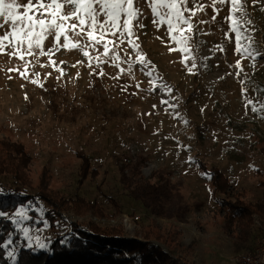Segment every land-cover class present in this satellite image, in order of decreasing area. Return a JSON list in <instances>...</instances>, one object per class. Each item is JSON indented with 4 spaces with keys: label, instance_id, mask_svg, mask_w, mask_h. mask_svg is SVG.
Masks as SVG:
<instances>
[{
    "label": "rangeland",
    "instance_id": "rangeland-1",
    "mask_svg": "<svg viewBox=\"0 0 264 264\" xmlns=\"http://www.w3.org/2000/svg\"><path fill=\"white\" fill-rule=\"evenodd\" d=\"M140 6L145 27L137 31L138 42L155 68L154 75L172 88L171 95L139 66L134 69L135 79L120 74L119 68L111 64L101 65L106 74L100 76L97 73L101 68H89L87 59L75 50L57 52L53 56L55 70L47 57H41L39 63L29 57L27 80L19 72L7 71H24L23 62L0 55V138L18 140L30 151L34 185L44 171L42 180L66 198L83 197L94 204L88 214L61 209L60 218L50 221L45 217L47 205L35 197V190L25 188L32 200L18 207L10 220L27 248L46 249L57 235L71 229V222L122 225L128 238L140 237L142 227L150 223L178 242L176 246L174 240H168L167 245L153 240L164 250L170 247L167 251L171 259L181 262V257H187L194 264H237L238 254L248 248L236 250L234 235L224 224L223 210L211 198L208 179L197 165L202 161L208 167H218L232 192L242 193L250 202L260 200L263 189L258 181L264 176V58L257 59L253 67L251 60L235 53L234 35L231 42L225 38L229 25L223 18L230 7L226 5L215 23L200 25L207 34L197 35L202 43L194 55L198 65L206 63L207 67L189 73L181 63L182 54L169 52L166 26L157 30L144 0ZM261 8L264 0H247L255 45L264 51ZM213 14L208 7L193 19L210 20ZM218 44H223V52L214 50ZM121 48L122 58L126 59L125 52L135 58L129 46ZM81 60L84 63L78 64ZM238 60L243 69L239 77L235 68ZM116 76L119 79H113ZM31 79H38V83H31ZM242 88L246 89L243 94ZM162 99L177 107L162 105ZM253 104L258 111L252 110ZM85 157L88 171L93 170L94 175L80 179L79 168L85 165ZM127 179L133 184L141 179L159 180L176 192L171 200L153 204L156 212H149L140 200L128 194ZM1 180L12 184L9 178ZM20 208L26 210L28 219L16 217ZM253 216L261 224L253 236L264 233V219L258 214ZM22 228L29 229V238H25ZM9 253L10 263L14 264L15 254ZM124 255L132 264H139L138 255Z\"/></svg>",
    "mask_w": 264,
    "mask_h": 264
},
{
    "label": "snow or ice",
    "instance_id": "snow-or-ice-1",
    "mask_svg": "<svg viewBox=\"0 0 264 264\" xmlns=\"http://www.w3.org/2000/svg\"><path fill=\"white\" fill-rule=\"evenodd\" d=\"M144 3L150 9L151 23L157 30L166 26L165 36L168 40L169 52L178 51L182 54L181 63L189 73L195 74L194 70L198 71L200 66L207 67L206 63L198 65L197 57L194 55L202 43L197 39V35L207 34L200 25L215 23L226 5L230 7L228 15L223 18L229 25L225 38L231 42V36L234 35L235 53L242 59L251 60L253 67L257 59L264 58V51L256 47L252 35L254 25L247 11V0H144ZM140 5L141 0H0V55H7L10 61L15 58L23 62L24 71H20L19 68H9L7 71L19 72V75L27 80L29 79L26 74L27 68L31 63L29 57L37 63L41 57H47L49 64L55 70L57 65L53 56L61 49L75 50L87 59L89 68H93V65L101 68L102 64H111L119 68L120 74L135 79L134 69L139 66L147 76L154 77L153 82H160L159 87L163 92L171 95L172 88L164 83L158 74L154 75L155 68L138 42L137 31L145 27V15ZM208 7L214 12L211 19L197 18L194 22L193 18L197 17V13L205 12ZM261 10L264 11V8ZM157 39L164 42L160 36H157ZM125 44L135 53V58L128 52L124 53L126 59L121 57L120 52L123 51L121 46ZM214 50L223 52L225 49L223 44H218ZM60 63L66 64L64 61ZM77 63L83 64L84 61ZM122 64L126 67H122ZM235 68L238 69L236 75L239 77L243 72L239 60ZM59 70L63 76V69ZM97 74L104 76L106 73L101 68ZM33 75L39 76L38 73ZM113 79H119V76ZM30 82L37 84L38 79H31ZM39 86L43 87L42 84ZM136 87L139 88L140 84L137 83ZM123 90L126 91L127 86ZM244 92L246 89L242 88V94ZM173 99L178 100L176 97ZM161 104L168 105L172 109L177 107L167 99H162ZM155 107L156 105H153V108ZM252 110L258 111L254 104ZM189 162H192L191 157ZM202 175L209 180L212 178L211 173L206 172ZM15 215L21 220L29 218L23 208L18 209ZM6 216L5 211H0V217ZM21 230L25 238H29V229ZM11 242L8 241L9 244ZM0 246L7 247V244ZM11 255L9 253L10 257Z\"/></svg>",
    "mask_w": 264,
    "mask_h": 264
},
{
    "label": "trees",
    "instance_id": "trees-1",
    "mask_svg": "<svg viewBox=\"0 0 264 264\" xmlns=\"http://www.w3.org/2000/svg\"><path fill=\"white\" fill-rule=\"evenodd\" d=\"M31 163L32 155L22 142L0 138V211L7 213L6 217H0V245L7 244V247L0 246V264H11L8 250L15 254L14 264H132L125 258V252L138 255L139 264H194L187 257H181V262L177 258L171 259L167 251L170 247L164 250L153 240L167 245L168 240L175 241L174 237L168 232L159 231L154 224L152 228L150 223L142 227L140 237L128 238L124 236L122 225L71 222V229L57 235L46 249L27 248L20 231L10 220L18 207L32 200L25 188L35 190V197L47 205L45 217L50 221L60 218L61 209L88 214L94 205L83 197L66 198L42 180L44 171L40 173L42 179L34 185L30 175ZM82 164L85 165L79 168L80 179L92 177L94 174L93 170L88 171L87 157ZM197 168L202 173H211L212 178L207 181L208 190L211 198L223 210L224 224L234 235L236 250L249 248L254 232L252 216L258 214L264 219V176L261 175L258 181V186L263 189L260 200L250 202L243 198L242 193L231 191L228 179L218 167H208L199 161ZM2 178L11 179L12 184H3ZM125 189L134 199L140 200L149 212H156L153 204L163 199L171 200L176 192L159 180L151 182L147 179L134 184L127 179ZM110 202L116 205L112 200ZM9 240L12 241L10 244ZM175 243L178 246V242Z\"/></svg>",
    "mask_w": 264,
    "mask_h": 264
},
{
    "label": "built area",
    "instance_id": "built-area-1",
    "mask_svg": "<svg viewBox=\"0 0 264 264\" xmlns=\"http://www.w3.org/2000/svg\"><path fill=\"white\" fill-rule=\"evenodd\" d=\"M135 218L138 219L139 216L136 215ZM259 225L258 219L252 216L253 229H258ZM251 242L247 250L238 254L237 264H264V233L256 232Z\"/></svg>",
    "mask_w": 264,
    "mask_h": 264
}]
</instances>
